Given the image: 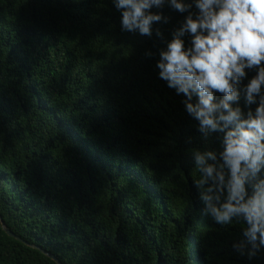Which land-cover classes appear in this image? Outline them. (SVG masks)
<instances>
[{"label":"trees","instance_id":"1","mask_svg":"<svg viewBox=\"0 0 264 264\" xmlns=\"http://www.w3.org/2000/svg\"><path fill=\"white\" fill-rule=\"evenodd\" d=\"M160 46L110 0H0V221L19 237L0 223V264H264L232 250L242 223L200 213L201 141L143 56Z\"/></svg>","mask_w":264,"mask_h":264},{"label":"clouds","instance_id":"2","mask_svg":"<svg viewBox=\"0 0 264 264\" xmlns=\"http://www.w3.org/2000/svg\"><path fill=\"white\" fill-rule=\"evenodd\" d=\"M110 3L120 32L160 41L143 56L201 141L190 154L200 213L221 227L242 223L231 248L253 260L264 250V0ZM164 8L180 17L167 38Z\"/></svg>","mask_w":264,"mask_h":264},{"label":"water","instance_id":"3","mask_svg":"<svg viewBox=\"0 0 264 264\" xmlns=\"http://www.w3.org/2000/svg\"><path fill=\"white\" fill-rule=\"evenodd\" d=\"M0 223H1V227L3 228V230L8 234V235H10V236H14V237H17L11 230H9L6 226H5V224H4V222L1 220L0 221ZM17 238H19V237H17ZM48 255L51 257V258H53L56 262H57V264H61L60 263V261L56 258V256H54L53 254H51V253H48Z\"/></svg>","mask_w":264,"mask_h":264}]
</instances>
